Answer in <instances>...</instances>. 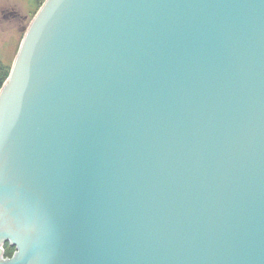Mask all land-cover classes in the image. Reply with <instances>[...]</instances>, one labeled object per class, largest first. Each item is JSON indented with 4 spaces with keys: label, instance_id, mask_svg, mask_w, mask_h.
Returning <instances> with one entry per match:
<instances>
[{
    "label": "water",
    "instance_id": "obj_1",
    "mask_svg": "<svg viewBox=\"0 0 264 264\" xmlns=\"http://www.w3.org/2000/svg\"><path fill=\"white\" fill-rule=\"evenodd\" d=\"M0 264H264V0H44L0 88Z\"/></svg>",
    "mask_w": 264,
    "mask_h": 264
},
{
    "label": "rangeland",
    "instance_id": "obj_2",
    "mask_svg": "<svg viewBox=\"0 0 264 264\" xmlns=\"http://www.w3.org/2000/svg\"><path fill=\"white\" fill-rule=\"evenodd\" d=\"M34 7L29 0H0V62L3 65L12 64L24 32L37 12ZM1 248L3 260L10 259L15 252V247L8 243Z\"/></svg>",
    "mask_w": 264,
    "mask_h": 264
},
{
    "label": "trees",
    "instance_id": "obj_3",
    "mask_svg": "<svg viewBox=\"0 0 264 264\" xmlns=\"http://www.w3.org/2000/svg\"><path fill=\"white\" fill-rule=\"evenodd\" d=\"M43 2H44V0H29V3L32 4L33 6H35L34 8L37 9V11L41 7ZM10 67H11V65L10 66L3 65L0 62V88L2 87L3 83L5 82V80L7 79L8 75H9ZM5 254L7 256L10 255V253L7 251Z\"/></svg>",
    "mask_w": 264,
    "mask_h": 264
},
{
    "label": "bare ground",
    "instance_id": "obj_4",
    "mask_svg": "<svg viewBox=\"0 0 264 264\" xmlns=\"http://www.w3.org/2000/svg\"><path fill=\"white\" fill-rule=\"evenodd\" d=\"M1 247H2V245H1Z\"/></svg>",
    "mask_w": 264,
    "mask_h": 264
}]
</instances>
